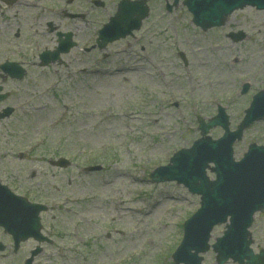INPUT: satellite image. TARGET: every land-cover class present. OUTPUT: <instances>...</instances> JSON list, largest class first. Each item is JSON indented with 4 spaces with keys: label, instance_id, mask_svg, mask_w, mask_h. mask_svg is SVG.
<instances>
[{
    "label": "rangeland",
    "instance_id": "1",
    "mask_svg": "<svg viewBox=\"0 0 264 264\" xmlns=\"http://www.w3.org/2000/svg\"><path fill=\"white\" fill-rule=\"evenodd\" d=\"M76 1L67 9L86 14L88 5L79 0L81 7L75 9ZM104 1L89 16L95 26L114 9L115 0ZM50 2L54 4L44 1ZM162 2H150L149 16L134 37L100 52L91 48L88 57L73 48L63 56L66 65L44 67L37 65V54L54 41L52 35L28 33L36 7L9 11L0 4V61L23 58L27 65L20 82L4 83L12 94L0 107L14 105L16 111L0 121V179L20 192L33 186L38 193L31 199L68 201L64 213L52 212L54 218H48L67 259L47 260L40 254L33 264H173L169 258L182 240V221L199 206V197L174 181L153 183L149 173L189 147L200 136L198 119L213 116L218 104L235 129L252 95L264 89V11L236 10L223 26L202 31L186 8L165 12ZM238 30L245 38L233 42L227 35ZM102 54L103 63L92 66V57ZM85 66L86 71L79 70ZM94 68L100 71H87ZM244 84L248 89L242 94ZM221 134L220 127L209 131L212 138ZM250 143L264 145V120L252 123L235 142L236 160ZM37 147L28 159L17 158L19 151ZM58 154L74 164L57 172L61 181L49 184L58 187L44 194L47 173L26 177L32 168H48L46 161ZM97 164L101 169L81 172ZM207 175L213 178L209 171ZM223 230L224 224L214 227L209 243ZM251 232L252 248L263 247V214L256 215ZM0 240L10 244L1 230ZM32 244H21L17 255L6 249L0 262L19 264ZM214 256L210 249L203 264H214Z\"/></svg>",
    "mask_w": 264,
    "mask_h": 264
},
{
    "label": "water",
    "instance_id": "2",
    "mask_svg": "<svg viewBox=\"0 0 264 264\" xmlns=\"http://www.w3.org/2000/svg\"><path fill=\"white\" fill-rule=\"evenodd\" d=\"M187 2L189 10L194 15L193 21L203 29L223 24L226 15L236 8H242L245 4L264 8V0H196L195 2L189 0ZM123 19L122 16L117 17L114 25L111 24L112 22L108 23L100 31V38L104 44L119 37L120 34L115 33L113 29L119 24L124 25ZM126 20L128 21L129 18ZM139 23L138 20L137 28ZM230 36L233 40H239L242 38V33L238 32ZM46 56H50V60L53 61L57 52L43 53L41 58ZM46 62L44 60L43 64ZM2 68L13 72L11 70L15 67L5 65ZM15 73L12 75L19 78L22 75ZM4 97L5 95L0 94V100ZM254 99V103L245 111V116L236 131H229L227 116L222 108H218V115L208 123L200 121L199 129L202 137L199 140L189 149L178 151L168 165L159 167L150 174L154 182L175 180L187 187L191 193L200 195V208L184 224V240L173 255L176 263L199 264L201 258L197 257V253L208 249L206 242L212 226L226 222L229 217L223 236L212 245L217 252L218 264H223L229 258L239 264H264V250H260L259 254H253L249 248L251 240L247 231L253 213L264 208V148L250 146L249 153L241 162H233L231 157V145L234 140L241 137L243 129L252 121L264 116V92H259ZM10 111L11 108L3 110L0 118L8 116ZM215 125H220L224 129V135L218 141H211L205 134ZM209 163L214 164L210 168L216 176L214 181L209 180L205 175ZM32 207L13 197L4 186H0V225L7 231L15 233L20 229L29 233L28 235L37 233L39 225L35 216L38 209L33 211L34 218L30 223L32 225L30 229H14L10 222L14 217L17 219L19 215H24L23 211L29 210L31 214ZM28 235L22 236L21 239Z\"/></svg>",
    "mask_w": 264,
    "mask_h": 264
},
{
    "label": "flooded vegetation",
    "instance_id": "3",
    "mask_svg": "<svg viewBox=\"0 0 264 264\" xmlns=\"http://www.w3.org/2000/svg\"><path fill=\"white\" fill-rule=\"evenodd\" d=\"M40 1L44 3L45 0H40ZM99 1H101V3H102V5L100 7L93 4V0H88V3H89L88 8L86 9V14H84L78 10L76 12V11L70 10V9H68V11L59 9L60 6H58V4L64 3L66 6H70L72 4L73 0H53L55 6H57V9L55 8L52 10L50 17H53L56 19L43 21L42 19L45 18L46 16L42 15V16L37 17V21H39V24L43 25L45 27V29L48 30L49 33L53 32L55 35H57L58 33L68 32V33H71L73 38L76 40L77 35H78V31H79V29H81V26H79V18L80 19L86 18L87 21L91 20V19H89V16L93 15L96 12L95 8H103L105 6L104 0H99ZM117 1L118 0H116V2ZM151 1L152 0H148V3H150ZM168 1H172V0H168ZM166 2H167V0H163L161 5L165 6ZM84 3H86V2H84ZM97 4H99V3H97ZM79 7H81V4H79V0H77L76 5L73 8L77 9ZM5 26H7V24ZM17 33H20V30H18ZM84 35L86 37H88V36H90V33L87 31L84 33ZM20 157H23V156H20ZM46 163L49 166L48 168H42L41 170H39V169L38 170H32L30 172V174L28 175V177H26L29 180H31L35 176L37 177V175L40 174V172L47 173V176L45 177L44 182H43V186H44L43 190L45 191L44 194H46L48 192V188L56 189L58 187V185H56V184L54 186L50 185L49 181H53L55 183L60 182L62 179V174H60V173L62 172V170L67 169V167L62 169L60 166H57L55 161H53L50 158L46 161ZM57 172H60V173H57ZM24 181H25V177H24ZM13 187L15 188L14 185H13ZM28 188L26 189L25 192H20L18 190H15V191L18 194H22L25 196H34V194H32V193H34V192L38 193L37 190H34L33 186H30ZM27 190H29V191H27ZM57 191H59V190H57ZM45 214L46 213H43L41 216L42 231L46 236H48L52 240H55L59 237L58 231L54 229V225L50 223V220H48V218L46 217ZM53 218L54 217H50V219H53ZM12 254L17 255V253H13V252H12ZM0 255L2 256L3 254H0ZM3 257H4V255H3Z\"/></svg>",
    "mask_w": 264,
    "mask_h": 264
}]
</instances>
